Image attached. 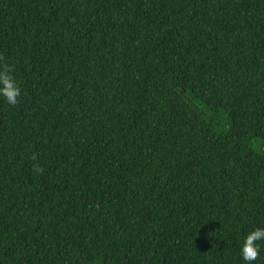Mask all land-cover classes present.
<instances>
[{
  "label": "trees",
  "instance_id": "1",
  "mask_svg": "<svg viewBox=\"0 0 264 264\" xmlns=\"http://www.w3.org/2000/svg\"><path fill=\"white\" fill-rule=\"evenodd\" d=\"M3 65L0 264H244L264 0H0Z\"/></svg>",
  "mask_w": 264,
  "mask_h": 264
},
{
  "label": "clouds",
  "instance_id": "2",
  "mask_svg": "<svg viewBox=\"0 0 264 264\" xmlns=\"http://www.w3.org/2000/svg\"><path fill=\"white\" fill-rule=\"evenodd\" d=\"M21 91L20 83L13 75L12 67L0 66V98H3L9 105L15 106L21 96ZM261 241H264V226L255 227L243 236L239 255L244 264H252L257 260Z\"/></svg>",
  "mask_w": 264,
  "mask_h": 264
}]
</instances>
